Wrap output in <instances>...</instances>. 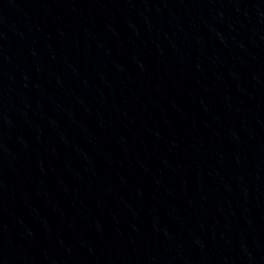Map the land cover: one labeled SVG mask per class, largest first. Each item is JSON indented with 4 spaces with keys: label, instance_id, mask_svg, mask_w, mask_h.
Instances as JSON below:
<instances>
[{
    "label": "water",
    "instance_id": "water-1",
    "mask_svg": "<svg viewBox=\"0 0 264 264\" xmlns=\"http://www.w3.org/2000/svg\"><path fill=\"white\" fill-rule=\"evenodd\" d=\"M0 264H264V0H0Z\"/></svg>",
    "mask_w": 264,
    "mask_h": 264
}]
</instances>
